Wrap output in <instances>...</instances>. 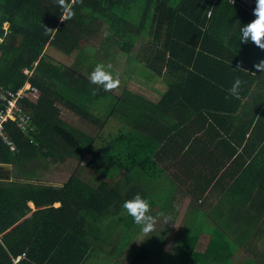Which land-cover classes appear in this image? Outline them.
<instances>
[{
  "label": "trees",
  "instance_id": "trees-1",
  "mask_svg": "<svg viewBox=\"0 0 264 264\" xmlns=\"http://www.w3.org/2000/svg\"><path fill=\"white\" fill-rule=\"evenodd\" d=\"M232 11L243 12L227 0H65L64 5L58 0H0V89L15 91L30 84L24 99L30 123L22 131L17 121H2L1 131L14 142L16 151H10L0 137V164H10L17 179L35 181L34 168H22L39 156L54 158L61 149L78 151L81 158L87 157L85 164L91 172L111 183V188L102 182L94 190L70 176L56 190L27 182L21 187L31 191H23L18 201L0 184V264H11L9 251L12 257L28 255L25 245L30 242L45 245L43 252L55 245L73 264H83L94 249L89 238L105 217H114L123 229L133 222L124 202L136 194L147 195L135 182L133 172L137 171L152 182L169 174L170 185L162 188L167 199L178 187L190 183L186 195L204 199L212 211L221 208L222 198L234 215H257L258 226H263L264 105L260 104L264 94L252 92L257 85L241 80L247 74L233 66L236 58L232 53H220L213 60L207 55L213 41L219 45L229 42L220 36L226 27L234 48L239 44L238 32H230ZM63 12L65 19L61 20ZM68 13L70 18H66ZM104 24L127 58L137 56L141 61L144 74L136 70L140 76L152 80L163 67L169 72L170 66L186 74L178 81V75L167 79L156 104L130 90L117 102L118 96L90 83L77 65L68 67L48 54L47 48H52L71 55ZM150 32L159 37L144 40ZM24 69L32 70L31 75ZM236 78L242 84L238 95H232L229 89ZM101 97L111 100L103 120L90 113ZM250 97L255 105L249 101L239 105L240 99ZM60 106L99 125L109 113L118 111L135 124L141 120L148 129L130 130L134 126L130 122L131 128H119L113 137L106 141L105 136L95 146L96 137L78 134L61 120ZM122 177L131 183H123L125 191H121ZM22 201H31L36 209L32 211L27 204H20ZM55 202L60 203L58 208L51 206ZM43 214L49 223H42ZM178 219L165 241V250L172 243ZM29 226L34 228L32 239L23 235ZM39 227L43 229L36 233ZM210 230L214 233L206 251L196 252L197 236L190 235L178 264H233L235 248L228 240L230 235ZM242 237L246 238L245 232ZM34 252L32 247L29 255ZM157 261L140 247L131 264ZM254 263L251 259L245 262Z\"/></svg>",
  "mask_w": 264,
  "mask_h": 264
},
{
  "label": "rangeland",
  "instance_id": "rangeland-1",
  "mask_svg": "<svg viewBox=\"0 0 264 264\" xmlns=\"http://www.w3.org/2000/svg\"><path fill=\"white\" fill-rule=\"evenodd\" d=\"M250 3H252V1H250ZM6 26L7 24H5V27ZM108 30L109 27L104 24L100 30L93 32V34L88 39V43H83V41H81L80 48H78V50L75 49L69 56L52 48H47V52L52 57H54L55 60L68 65V67H74L77 65L78 72L84 76L85 79L87 78L89 82V75L97 63L111 65L110 70L113 73H119L121 79L120 87L110 92L111 94L119 97L117 102L120 101L121 97H124L123 93L127 90H130L135 94L145 95L154 99L156 96V91L152 90V88L153 86L155 88L157 85H155V82L151 79L146 80L143 76H140L144 74L142 73L143 71H141V69H143V64L141 61L137 58V56H134L131 58V60H129L127 58V53L123 52L122 48H120V44L116 41V38H111L110 34L107 33ZM156 37V35H153L150 40L152 39L154 41L156 40ZM79 56L81 57L79 58ZM131 56L132 54H130V57ZM136 70H139L142 74L136 72ZM100 87L102 91H105L102 86ZM108 103L111 104V100L109 98L104 99V97H101L98 100V103L92 105L90 113L94 114L96 117H98V119L103 120V115H105L109 110ZM60 109L62 111L61 120H64L67 124H69L71 129L75 130L78 134L82 133L88 138L96 137L94 139L95 146H98L101 143L100 139H103L105 136H107L106 141L109 140L114 136L113 134L118 130L119 127L120 129L125 130L126 124L132 122L131 119L122 120V117L118 114L119 112L116 111L114 113H109L102 125L93 124L88 123L87 119L74 114L62 106H60ZM34 128V126L31 127V129ZM86 161L87 157L81 158L78 154V151L71 153L67 151L63 152L61 149L54 158L47 159L39 156V158L36 159L34 163H29V166H25L24 169L22 168V170L28 171L29 169L34 168V174H37L39 180L42 181H47L46 179L48 178V173L51 174L53 180H63L70 176L80 175V180L89 182L88 185L85 184L87 187L96 189L99 184L105 182V180L102 179L101 176L91 172L85 164ZM1 171L3 172L1 174L7 173H4L5 169H1ZM133 173L135 174V182L138 185L144 184L145 181H149V177L142 172L137 171ZM120 183H122L121 191H125L123 183L126 185L131 184L129 180L125 179V177L120 179ZM106 184L111 188V184ZM189 184L190 183H187L184 187H178L177 191L172 196L174 202L169 204H164V202H155L151 204L150 214L153 215L156 222L154 225V230L145 234V238H142L144 240L138 238L136 235L142 231L141 226L133 223L131 227L132 232L130 231L131 233H128L116 223L114 217H110L112 218V224L109 225L108 221L110 218L105 217L102 222L98 224L99 226L94 230V235H99L101 241L98 242L93 240L94 249L90 250V253L88 254L87 261L89 263L87 264H105V262H109L110 264H131L141 246H144V250L149 254L150 252L154 254L164 252L165 241L168 238L169 233L173 228L175 218L177 217H179V222L177 223L176 229L174 228L175 233L172 240V242H175L177 246L182 242L174 241V239L181 240L189 226L203 227L208 226L210 223L214 224V220L212 219L214 217H212L211 220L210 218L202 216L204 220L201 219L202 214L200 212L202 207V199L201 201L198 199L194 200L191 197V199L186 200L185 197L187 195L185 189ZM143 188L147 194L153 191L152 188H147L145 186H143ZM187 197L190 198L189 195ZM162 206H167L165 210L163 209V212L161 211ZM227 209H229V206H225L222 213L220 214L223 215ZM184 215H190L191 218L189 220H181ZM214 215H216L215 209ZM192 217L197 218L192 219ZM222 219H227V216L223 215ZM107 225L109 230L105 232ZM183 225H186V230L181 232L177 228H181ZM262 232L263 234H260L259 232H253V237L252 234L247 235V238H249L248 241L251 243L248 247V251H245L246 253L243 252L240 254L241 262L244 261L247 256H250L255 259L257 264H264V229H262ZM228 240L231 242L233 248L237 249L235 250L237 252L240 247L235 244L231 238V235L229 236ZM128 247L132 249L130 252V257L126 254ZM169 249L174 251L173 254H176L179 250L178 248H175L172 243L168 247V250ZM180 253L176 257L177 261L180 257ZM161 258H164L165 260L169 259L166 254L162 255ZM159 263L160 259L157 261V264Z\"/></svg>",
  "mask_w": 264,
  "mask_h": 264
},
{
  "label": "crops",
  "instance_id": "crops-1",
  "mask_svg": "<svg viewBox=\"0 0 264 264\" xmlns=\"http://www.w3.org/2000/svg\"><path fill=\"white\" fill-rule=\"evenodd\" d=\"M238 1L240 3H234V4H238L240 6V9L243 12L246 11V15L240 11L239 12L232 11L229 14V16L233 20L230 32H233V33H235L236 31L238 32L239 44L236 45L234 48L232 42L230 41L229 35L228 36L226 35V29H227V27H226L223 29L220 36L229 38V42H225V43H222L219 45L217 43V41H215V42L213 41L212 43L209 44V50L207 51V55L210 58H212V60H213V59L218 58L220 53H232L233 56L236 58L235 63H232L233 66L236 68H237V66H239L242 70H247V71H244L247 74V76L240 77L241 80L242 81H250L251 83L256 84L257 88L252 89L251 91L254 93H261L260 96H262V94H264V73L257 71L253 67V65L258 63L260 60L264 59V50L257 48L251 42L246 43V44L240 43V37H241L240 28L242 26L248 24L249 22H251L255 18L253 14H251L249 11L246 10L247 8L251 7L252 5L255 7V0H238ZM250 1H252V3H250ZM235 13H239V14L236 15ZM153 35L157 36L156 39L159 37V35H157L156 33L150 32V34H148L146 37H142V38L144 40H147V37L151 38ZM160 49H161V47H160ZM170 67H171V70L169 72H167V69L165 67H163L161 72L158 73L152 79V81L155 82V85H157L155 88H154V86L152 88V90L156 91L155 98L153 99L151 97H147L145 95H142L149 102L155 103V104L158 103V101L160 100L161 93L163 91H165V81L167 79L171 80V78L173 79L174 75H178V78H177V81H178V80H180V76H184L186 74L185 72L178 70V69H180L178 67H177L178 69L175 67H172V66H170ZM146 80H148V79H146ZM244 101H249V103L251 105H255L254 102L251 101V97L248 98L247 100L240 99L239 105H244ZM260 105H264V103H261ZM119 115L121 116V114H119ZM94 117H96V116L94 115ZM121 117H122V120H126V116H121ZM105 120H106V118H105ZM87 122L91 123L89 121H87ZM132 124H134V126H132V128H131L130 124H126V128L130 127L131 128L130 130H132V129L140 130V127H143V129H148L147 127H144L145 124H144V126H142L141 120H139L138 123L136 122V124L134 122H132ZM1 169H5L4 173L10 172L11 175L8 178L7 177H2V178L0 177V182H1L0 184L6 189L9 196L14 197V200L16 199L17 201H18L19 197L22 195L23 191H31V188H28L26 186L21 187L22 185H24L27 182H30L33 184H42L43 186L51 187L52 189L58 190V189L62 188L68 180V178L63 179V180H53L51 174L48 173V175H47L48 178L46 179L47 181H42V180H39V178H37V180H35L36 181L35 182V181H33L34 179H22V178L17 179L16 178V171H14L13 167L10 164H0V170ZM1 179H3V180H1ZM165 180H167V181H165ZM76 181L82 182V183L87 184V185L89 183L85 180L84 181L80 180L79 178ZM170 182H171V177L169 176V174L164 173V174H162L161 177H158V179L156 181H154V182H152L150 180L145 181L144 184H141V185H143L147 188L153 189V191L151 193L146 195V198L149 199L150 201H153V203H155V202L171 203V202H174V199L172 198V196L175 193H173V195L169 199H167L166 197L163 196V190H162V188L164 189V188L168 187L170 185ZM104 183H105V186L108 187V185L106 183H109V181H105ZM109 184H111V183H109ZM94 190H96V189H94ZM191 197L192 196H190V198L186 196L185 198H186V200H189V199H191ZM198 200L201 201V199H198ZM204 201H205L204 199H202V201H201L202 202V207H201V212H200L202 214L201 219L204 220L203 217H207L210 219L212 217H214V218H212L214 220L213 221L214 224L210 223L208 226H203V227L189 226L187 231H185L186 225H183L181 228H177V229L181 232L185 231L184 237L181 240L174 239V241H178V242L181 241L182 243H180V245L177 246L175 242H172L173 246L175 248L179 249L176 254H173L174 251H172L171 249L168 250V248L164 252H160L157 254L151 253L149 250L150 254H152L154 257H157V259H160L159 264H178L176 257L178 256V254L182 250H184L185 242L190 235L197 236V243L194 247L196 252L204 253L206 251V248L208 247L209 241L213 237L214 231H211L210 229L216 228L222 234L231 235L232 240L235 242V244H237L240 247V249H238L237 252L235 251V253H233V256L231 258V262L233 264H245V262L248 259H251L252 261H254L256 263L255 259L253 257H250V256H247V258H245V260L241 262L240 261V258H241L240 254L245 252V251H248V247L251 243L250 241H248L249 238H247V235L252 234V237H253V232L254 233L259 232L260 234H263L262 229H264L263 228L264 227V220L262 222L263 226L260 228L258 226L259 222L257 221V219H259V216L255 215L254 217L253 216L250 217V216H243L241 214L240 215H234L231 211L230 206H229V209H227L226 212L223 214V215L227 216V219H222L223 215H221L220 213L218 215V211L221 208L223 211V209H224L223 206H225V199H222V198L220 199V201H222V202H219V203L222 204V206L219 210H217V211L215 210L216 215H214V211H212V209L207 208L206 203ZM226 201H229V200H226ZM20 204H22V205L27 204L32 211L35 210V207L31 201H22ZM59 205H60L59 202H55V203H52L51 206L53 208H58ZM23 210H24V208H23ZM161 211L163 212V206L161 208ZM50 213H53V212H50ZM45 215L46 214H43V216H42L43 217L42 223L44 222V224L49 223L48 221H46L44 219ZM61 217H62V214H61ZM25 218L27 219V217H24V219ZM190 218H191L190 215L189 216L184 215V217H182L181 220H189ZM194 218H197V217H192V219H194ZM199 218H200V216H199ZM35 219L32 218L31 220H33L35 222ZM124 223L125 222H123V224ZM133 223H134V221L130 225H125V227H127L126 229H123V227H122V229L125 231H131V227H132ZM109 224H112V218L109 219L108 225ZM108 225L105 229V232L107 230H109ZM33 229L31 230L30 226L28 228H25V230L23 232L24 238L29 236V238L32 239L33 237H31L32 236L31 233H32ZM42 229L43 228L40 229V227L37 228L36 233L39 232V230L41 231ZM242 232H245L246 238L242 237ZM139 234L138 233L136 234L138 236V238H140V239L145 238V233L143 231H140ZM89 239H90L92 244H93V240L98 241V242L101 241L99 235L98 236L97 235L91 236ZM0 240H1V233H0ZM8 240H10V242H11V240H16V239L15 238H8ZM142 240H144V239H142ZM236 241L238 243H236ZM25 247L27 248V252H28V255L26 254V256H22V253H21V254H17L16 257H12V254H11L12 251H9V256L11 257V264H70V263L73 264L72 261L68 260L67 258H65L62 255V253L59 251V249L55 245H53L52 248L45 250L46 253L43 252L45 245L33 244L32 242H30V244L28 246L25 245ZM32 247L35 250L33 256L29 255V250ZM141 247L144 248V246H141ZM131 250H132L131 248H129V247L127 248L126 254L129 255V257H130ZM235 250H237V249H235ZM164 254H166L169 257V259H167V260H165L164 258L162 259L161 256ZM1 256L2 255L0 254V257ZM63 262H65V263H63ZM87 263H89V262L87 261V258H86L85 261L83 262V264H87ZM105 264H110V263L105 262Z\"/></svg>",
  "mask_w": 264,
  "mask_h": 264
},
{
  "label": "clouds",
  "instance_id": "clouds-1",
  "mask_svg": "<svg viewBox=\"0 0 264 264\" xmlns=\"http://www.w3.org/2000/svg\"><path fill=\"white\" fill-rule=\"evenodd\" d=\"M58 3L60 5H64L65 0H58ZM253 15L255 18L251 22L240 28V43L246 44L251 42L257 48L264 50V0H255V8L253 9ZM70 16L71 13H68L66 18H70ZM64 19L65 13L63 12L61 20ZM133 19L136 21L138 19V16L133 17ZM253 67L257 71L264 73V59L254 64ZM237 68L242 70L239 66H237ZM110 69L111 65L97 63L93 71L89 75L90 82L94 85L102 86V88L107 92H111L118 89L121 85L120 74L113 73ZM24 70H28L26 74L29 76L31 75L32 70ZM27 84L29 85L30 89V84ZM241 84L242 81L239 78H236L234 83L232 84V87L229 89V92L232 95H238ZM93 94H95V89L93 90ZM75 177L76 180H78V178L80 179V175ZM69 178L70 177H68V180ZM77 182L78 181H76V183ZM123 208L126 210L127 214L133 218L134 223L142 227V231L145 234L154 230V225L156 221L153 215L150 214L151 204L149 199L142 197L140 194H136L132 199L126 200L124 202Z\"/></svg>",
  "mask_w": 264,
  "mask_h": 264
},
{
  "label": "built area",
  "instance_id": "built-area-1",
  "mask_svg": "<svg viewBox=\"0 0 264 264\" xmlns=\"http://www.w3.org/2000/svg\"><path fill=\"white\" fill-rule=\"evenodd\" d=\"M230 3H239L238 0H227ZM252 5L246 10L253 14ZM210 15V12L208 13ZM25 73L28 70H24ZM29 94V85L26 84L15 91L0 89V103H4V107L0 108V137H3V141L10 151L15 152L16 146L12 140L3 135L1 131L2 121L12 120L17 121L18 127L25 131L30 123V113L25 111L24 99ZM25 256V253L22 254Z\"/></svg>",
  "mask_w": 264,
  "mask_h": 264
},
{
  "label": "water",
  "instance_id": "water-1",
  "mask_svg": "<svg viewBox=\"0 0 264 264\" xmlns=\"http://www.w3.org/2000/svg\"><path fill=\"white\" fill-rule=\"evenodd\" d=\"M2 177H10L11 173L10 172H7L6 174H0Z\"/></svg>",
  "mask_w": 264,
  "mask_h": 264
}]
</instances>
